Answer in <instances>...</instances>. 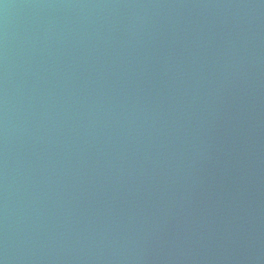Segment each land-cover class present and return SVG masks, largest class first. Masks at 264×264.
<instances>
[{
    "label": "water",
    "instance_id": "obj_1",
    "mask_svg": "<svg viewBox=\"0 0 264 264\" xmlns=\"http://www.w3.org/2000/svg\"><path fill=\"white\" fill-rule=\"evenodd\" d=\"M0 264H264V0H0Z\"/></svg>",
    "mask_w": 264,
    "mask_h": 264
}]
</instances>
